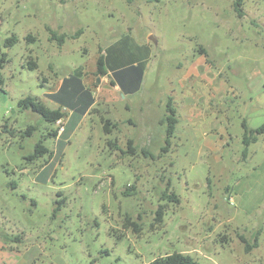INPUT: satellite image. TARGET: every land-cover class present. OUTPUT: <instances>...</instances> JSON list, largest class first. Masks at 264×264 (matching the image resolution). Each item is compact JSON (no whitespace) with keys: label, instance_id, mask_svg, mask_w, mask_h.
Returning <instances> with one entry per match:
<instances>
[{"label":"rangeland","instance_id":"1","mask_svg":"<svg viewBox=\"0 0 264 264\" xmlns=\"http://www.w3.org/2000/svg\"><path fill=\"white\" fill-rule=\"evenodd\" d=\"M242 10L234 0H0V264H149L174 251L264 264V133L245 154L242 143L244 120L264 122V0ZM102 54L117 73L141 72V88L125 97L97 81ZM63 79L95 91L76 126L18 105L32 96L56 108ZM169 96L178 122L167 145ZM101 117L117 127L105 133ZM38 141L50 153L28 158ZM167 187L177 203L161 199Z\"/></svg>","mask_w":264,"mask_h":264},{"label":"trees","instance_id":"2","mask_svg":"<svg viewBox=\"0 0 264 264\" xmlns=\"http://www.w3.org/2000/svg\"><path fill=\"white\" fill-rule=\"evenodd\" d=\"M244 0H234V9L238 13L239 16H242L243 10H242V4ZM81 31H78L79 33ZM58 37L59 41L63 40L64 35H55L52 33L51 38ZM16 38L12 35L9 38L5 40V44L8 46L12 43H14ZM4 61V55L1 58V62ZM2 64L0 63V67ZM27 66L29 68H35L37 66L36 62L34 60H29L27 62ZM106 64H105V55H100L97 59V75H104L106 74ZM2 82V79L0 77V83ZM18 105L22 109H30L31 111L37 113L44 121L48 123H54L59 119H62L65 115L64 111H62L60 108H49L47 107L41 100H38L37 98H34L32 96H26L24 98L19 99ZM102 122V128L105 133H110L114 128L117 127V122L111 121L108 118L101 117ZM160 122L164 125L165 128V142L168 145L170 143V138L173 136L176 128V124L178 122V117L176 113V108L173 105L172 97L169 96L166 99V102L164 104V114L160 119ZM243 126V134H242V143L244 145L243 153H246L247 147L257 140L258 135L264 133V122L256 127H249L244 120L242 123ZM33 127H28L26 130V133L30 135L31 130ZM47 135H57V129H52L50 132L47 133ZM108 144L112 146L113 148H120L118 144L116 143V140L109 139ZM127 151L134 153L136 151V147L133 144V140L129 139L127 141ZM143 152L145 151L142 149ZM162 150H167V146H163ZM125 152V151H124ZM50 153L49 149L42 143V141H38L35 144L34 147V155L28 156V158H34L38 155ZM167 186H169L167 184ZM126 194H128L125 191ZM161 199L164 200V202H178V196L173 191H168V187L166 190H164L161 194ZM156 222H161L163 215H164V205H159L158 208L155 211ZM128 222V221H127ZM126 222V224H127ZM132 228L134 231H139L140 225L137 222H131ZM16 239H19V237H16ZM255 244V243H254ZM251 245L248 243L246 244V248H249ZM248 250V249H247ZM149 264H199V262L192 257L189 254H184L182 252L174 251L172 253H168L165 255H160L154 258L152 261L149 262Z\"/></svg>","mask_w":264,"mask_h":264},{"label":"crops","instance_id":"3","mask_svg":"<svg viewBox=\"0 0 264 264\" xmlns=\"http://www.w3.org/2000/svg\"><path fill=\"white\" fill-rule=\"evenodd\" d=\"M108 56L105 54V64H106V74L98 75V80L107 76L114 82V87L123 93L125 97H129L133 93L137 92L142 85L141 78L143 74L139 71H126L125 73H117L111 70V66L107 65ZM112 61V60H111ZM113 62V61H112ZM95 92L94 89L90 88L89 82L85 79L78 80L76 83L72 81L61 80L59 85L55 90V95L57 99V107L64 111L65 115L62 118L63 123L67 127L76 126L79 121L77 117H81L88 111L87 105L93 98L92 93ZM81 101V104H78Z\"/></svg>","mask_w":264,"mask_h":264},{"label":"water","instance_id":"4","mask_svg":"<svg viewBox=\"0 0 264 264\" xmlns=\"http://www.w3.org/2000/svg\"><path fill=\"white\" fill-rule=\"evenodd\" d=\"M149 39H151L152 41H155V39L152 36H149ZM98 81V78H97Z\"/></svg>","mask_w":264,"mask_h":264},{"label":"built area","instance_id":"5","mask_svg":"<svg viewBox=\"0 0 264 264\" xmlns=\"http://www.w3.org/2000/svg\"><path fill=\"white\" fill-rule=\"evenodd\" d=\"M62 121V119H59L56 123H59V122H61Z\"/></svg>","mask_w":264,"mask_h":264}]
</instances>
